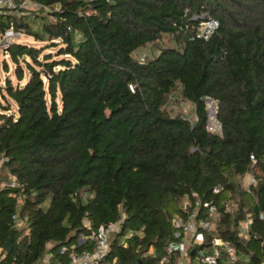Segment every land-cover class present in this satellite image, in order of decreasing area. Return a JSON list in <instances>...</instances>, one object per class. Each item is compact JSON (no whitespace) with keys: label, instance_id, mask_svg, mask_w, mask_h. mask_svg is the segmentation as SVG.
<instances>
[{"label":"trees","instance_id":"16d2710c","mask_svg":"<svg viewBox=\"0 0 264 264\" xmlns=\"http://www.w3.org/2000/svg\"><path fill=\"white\" fill-rule=\"evenodd\" d=\"M34 1L43 10L59 5L45 9L50 19L39 14L35 30L27 15L0 10V33L13 25L45 41H12L16 82H0V179L18 183L0 188L1 244L15 226L6 260L33 264L47 252L49 264H69L71 250L91 249L96 228L123 215L108 257L158 264L188 195L215 202L219 220L209 232L261 264L264 0ZM201 13L219 22L208 39L197 36L201 18L194 16ZM162 34L174 45L147 60L133 56ZM178 84L194 104V120L165 107ZM205 96L217 100L220 134L207 128ZM251 167L257 182L247 188ZM228 198L238 202L236 211H224ZM248 213L244 238L238 226ZM16 214L26 217L28 234L19 235ZM128 230L134 233L124 244Z\"/></svg>","mask_w":264,"mask_h":264},{"label":"built area","instance_id":"2783aa9c","mask_svg":"<svg viewBox=\"0 0 264 264\" xmlns=\"http://www.w3.org/2000/svg\"><path fill=\"white\" fill-rule=\"evenodd\" d=\"M35 5L41 6L40 3L34 1ZM56 5V4H55ZM43 6L49 11L57 10ZM17 6L16 0H0V10L12 11ZM55 18L58 15H54ZM195 18L200 17L201 23L197 30V36L202 39H208L211 34L217 29L219 22L216 18L201 13ZM24 29L16 28L11 25L7 27L3 33H0V47L5 50L9 47L13 38L19 37ZM204 101L207 109V128L213 132L221 133V125L216 119L217 100L211 96H205ZM210 117V118H209ZM250 159L254 163L255 156L250 154ZM244 184L247 188L256 184L257 175L254 168L251 167L244 177ZM17 181L14 178L1 181L0 188L5 186H15ZM221 185L217 184L213 187V191L221 190ZM195 202V204H193ZM222 206L224 211L234 212L238 209V202L234 198H228L223 201ZM182 212L174 214L172 217L174 238L170 239L166 244V253L159 257L158 264H170L171 255H176L178 261L181 257L190 256L194 264H253L249 258L241 251H236L234 246L226 239L218 234L210 233L209 230L216 228L219 216L218 206L212 200H200L199 197L191 200L188 195L183 197L181 202ZM200 208L204 210L201 214ZM247 218L238 226V234L241 237H250V226L252 219L250 213L246 214ZM260 217L264 222V211H261ZM123 215L115 221H110L105 224H100L91 234L93 245L87 250H71L69 252V264H114L115 258H109L110 239L116 232L121 230ZM14 221L17 223L18 215H14ZM85 224L89 223L85 221ZM208 232V233H207ZM133 230H128L122 237V242L126 244L125 238L133 234ZM264 244V242H261ZM65 247L61 249L64 251ZM7 251L5 244L0 243V264H21L13 257L10 261L6 260ZM150 254H154L152 251ZM261 264H264V260Z\"/></svg>","mask_w":264,"mask_h":264},{"label":"rangeland","instance_id":"374dc122","mask_svg":"<svg viewBox=\"0 0 264 264\" xmlns=\"http://www.w3.org/2000/svg\"><path fill=\"white\" fill-rule=\"evenodd\" d=\"M17 6L11 11L17 14H23L27 15L28 18L27 20L29 21V24L32 28V30H35L39 26V14L42 13V15H46L47 18H51L50 16L47 15V11L44 9H41V6L35 5L33 0H20L17 1ZM58 7V4L55 5ZM24 29V28H23ZM78 36V34L76 35ZM13 41H18V42H23L31 45H36V46H42L45 44V41L37 39L33 33H29L28 31H23V33L20 34L19 37L13 38ZM174 45L173 39L170 35L168 34H162L159 39H157L154 42H147L138 48H136L133 51V56L139 60H147L149 58L154 57L157 55L160 51V48L163 46L167 45ZM57 47H49L47 49L51 51V53H54ZM6 64V67H5ZM14 64L10 60L7 51H4L0 47V82L3 83L5 77H10L13 82H16L15 74H14ZM28 78V72L26 74L25 79ZM12 109L17 108V106L14 104L12 101ZM165 107L167 108L168 112L171 115H174L176 113H180L183 116L188 117L189 119L194 120L196 115H195V110H194V104L186 100L182 97L181 94V87L178 84L176 88L169 94ZM211 115V114H208ZM210 118V117H209ZM1 162L2 159L0 160V178H3L6 174L5 168H1ZM0 181H2L0 179ZM244 182V180H243ZM17 231L20 236H23L25 234H28L29 229L27 226V221L26 217L18 218V221L16 223ZM112 238V236H111ZM83 236H79L78 241L82 242L84 241ZM51 244H48L50 246ZM152 249H149V253H151ZM186 259H190L189 257L185 256ZM33 264H49V254L47 252H44L42 257L34 261Z\"/></svg>","mask_w":264,"mask_h":264},{"label":"water","instance_id":"95a60500","mask_svg":"<svg viewBox=\"0 0 264 264\" xmlns=\"http://www.w3.org/2000/svg\"><path fill=\"white\" fill-rule=\"evenodd\" d=\"M4 51H7V49H5ZM14 230H15V226H12L9 229L7 238L5 240V248L7 253L11 252L12 248H13V235H14ZM137 264H141V262L139 261Z\"/></svg>","mask_w":264,"mask_h":264},{"label":"crops","instance_id":"0c3cea01","mask_svg":"<svg viewBox=\"0 0 264 264\" xmlns=\"http://www.w3.org/2000/svg\"><path fill=\"white\" fill-rule=\"evenodd\" d=\"M2 181H5V180H2ZM1 182V181H0ZM48 203V200L45 201V205ZM20 205V204H19ZM5 244V243H4ZM152 249V247L150 248V250ZM152 252H153V249H152ZM248 257L247 254H244ZM189 257L190 259H186L185 256L184 257H181V260L178 261V258L175 260L174 264H194V262H192V258L190 256H187ZM249 258V257H248Z\"/></svg>","mask_w":264,"mask_h":264}]
</instances>
